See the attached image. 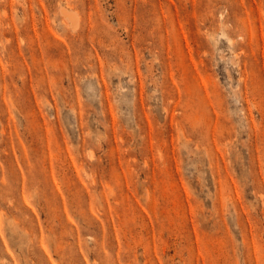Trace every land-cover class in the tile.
Here are the masks:
<instances>
[{
    "label": "rangeland",
    "instance_id": "obj_1",
    "mask_svg": "<svg viewBox=\"0 0 264 264\" xmlns=\"http://www.w3.org/2000/svg\"><path fill=\"white\" fill-rule=\"evenodd\" d=\"M258 1L0 0V264H264Z\"/></svg>",
    "mask_w": 264,
    "mask_h": 264
},
{
    "label": "bare ground",
    "instance_id": "obj_2",
    "mask_svg": "<svg viewBox=\"0 0 264 264\" xmlns=\"http://www.w3.org/2000/svg\"><path fill=\"white\" fill-rule=\"evenodd\" d=\"M235 1H237V0H235ZM260 1L261 0H259L258 2L260 3ZM229 15L227 14L225 17L227 18ZM228 20V19H227ZM235 20L237 21V22H240L241 20L240 19H238V18H235ZM222 35H226L227 37H231V35H229V34H225L224 32H223V34ZM228 41L229 42H231V40L230 39H228ZM233 45H234V43H232Z\"/></svg>",
    "mask_w": 264,
    "mask_h": 264
}]
</instances>
